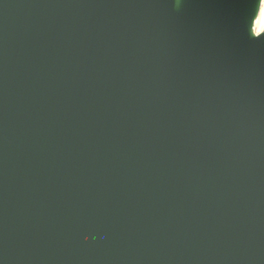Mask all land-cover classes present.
<instances>
[{
    "label": "water",
    "instance_id": "95a60500",
    "mask_svg": "<svg viewBox=\"0 0 264 264\" xmlns=\"http://www.w3.org/2000/svg\"><path fill=\"white\" fill-rule=\"evenodd\" d=\"M262 0H0V264H264Z\"/></svg>",
    "mask_w": 264,
    "mask_h": 264
},
{
    "label": "bare ground",
    "instance_id": "6f19581e",
    "mask_svg": "<svg viewBox=\"0 0 264 264\" xmlns=\"http://www.w3.org/2000/svg\"><path fill=\"white\" fill-rule=\"evenodd\" d=\"M255 31L256 33L264 31V0H262L259 14L255 20Z\"/></svg>",
    "mask_w": 264,
    "mask_h": 264
},
{
    "label": "clouds",
    "instance_id": "9594fccd",
    "mask_svg": "<svg viewBox=\"0 0 264 264\" xmlns=\"http://www.w3.org/2000/svg\"><path fill=\"white\" fill-rule=\"evenodd\" d=\"M176 6L179 7V0H177V5Z\"/></svg>",
    "mask_w": 264,
    "mask_h": 264
},
{
    "label": "snow or ice",
    "instance_id": "6c2138e0",
    "mask_svg": "<svg viewBox=\"0 0 264 264\" xmlns=\"http://www.w3.org/2000/svg\"><path fill=\"white\" fill-rule=\"evenodd\" d=\"M261 35H264V31H261Z\"/></svg>",
    "mask_w": 264,
    "mask_h": 264
}]
</instances>
